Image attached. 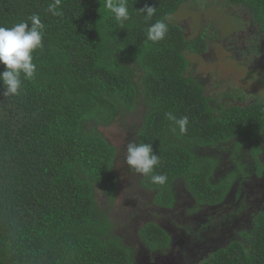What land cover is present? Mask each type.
I'll use <instances>...</instances> for the list:
<instances>
[{
	"label": "trees",
	"instance_id": "trees-1",
	"mask_svg": "<svg viewBox=\"0 0 264 264\" xmlns=\"http://www.w3.org/2000/svg\"><path fill=\"white\" fill-rule=\"evenodd\" d=\"M186 1L126 0L130 19L121 26L106 0H61L59 16L48 11L55 0H0V26L30 24L34 14L44 24V47L32 53L35 79L22 75L21 94L7 97L0 81V264H136L95 189L112 203L118 184L116 148L97 126L139 103L135 142L150 143L160 158L141 179L143 188H156L154 200L171 207L173 186H180L203 208L198 226H181L173 239L157 223H144L138 237L148 252L175 242L196 253L204 247L197 264H264V196L250 203L247 225L233 237L230 222L237 215L241 221L244 196L216 218L219 232L208 215L232 202L252 175L263 174L257 141L264 100L238 105L225 100L229 91L221 98L205 92L187 59L204 49L202 35L187 40L170 20ZM225 1L243 5L264 38V0ZM146 4L156 7L151 19L140 11ZM158 20L168 32L151 41L147 30ZM243 96L236 89L231 100ZM166 113L186 116V131ZM218 171L229 174L212 177ZM154 174L166 175V182L153 183ZM185 262L196 264H178Z\"/></svg>",
	"mask_w": 264,
	"mask_h": 264
},
{
	"label": "rangeland",
	"instance_id": "rangeland-1",
	"mask_svg": "<svg viewBox=\"0 0 264 264\" xmlns=\"http://www.w3.org/2000/svg\"><path fill=\"white\" fill-rule=\"evenodd\" d=\"M170 20L181 28L187 40L202 35L204 49L198 53H188L187 59L192 74H199L204 80L203 85L207 94L221 98L220 92L229 91L234 94L237 89L244 94L238 104L264 99V38L252 21L250 12L243 5L228 3L225 0H188L178 7ZM225 100L230 103L236 102L237 99L231 100L229 97ZM139 104L133 111L115 117L110 124L97 126L116 148L113 168L118 175V184L112 203L107 202L98 188L95 189V199L107 212L110 222L114 223L112 232L120 236L121 241L132 249L136 264H178L183 259H189L197 264L205 251L204 247L199 246L203 250L196 253L193 249L188 250L187 247L183 248L175 242H170L167 249L149 253L138 237V228L148 221H153L172 238L181 232L180 228L184 225L193 228L198 226L196 222L200 219L197 215L203 209L186 198H181L187 196V192L180 186H177L180 191L179 201L173 191L174 203L167 207L154 200L155 196L152 197L154 190L144 191L141 182L136 183L138 178L144 179L145 175L130 170L125 158L127 145L135 142L136 126L141 120L142 106ZM134 111L138 113L135 114ZM259 138L261 139L257 143L261 150L257 157L264 168V135L261 134ZM220 154L225 155L224 152ZM219 174L220 179L227 176L229 171H218L212 177ZM235 184L234 182L233 187ZM238 193L232 202L222 208L217 207L208 214L213 219L216 231L219 232L222 223L217 225L216 218L231 210L238 202L239 196H244L245 206L241 221L237 222V215V219L230 222L233 231L228 229L230 232L228 235L232 237L235 235V229L247 225V217H250L249 211L252 207L250 203L254 202L256 197L264 196V169L262 175H252L248 181L240 185ZM180 248L183 249L182 253L179 252Z\"/></svg>",
	"mask_w": 264,
	"mask_h": 264
},
{
	"label": "clouds",
	"instance_id": "clouds-1",
	"mask_svg": "<svg viewBox=\"0 0 264 264\" xmlns=\"http://www.w3.org/2000/svg\"><path fill=\"white\" fill-rule=\"evenodd\" d=\"M60 3L61 0H55V4L49 5L48 11L53 15H62L61 11H57ZM106 8L114 14L116 21L121 26H123L125 21L130 19L126 0H106ZM140 11L146 15L147 19H151L155 15L156 7L146 4ZM29 20L31 21L30 24L28 21H24L12 27L0 26V64L4 66V70L0 71V81H2L5 89L3 92L5 97L21 94L22 75L24 79L29 81L34 80L36 76L37 65L33 62L32 53L44 47V24L40 17L35 14ZM167 32V23L158 20L148 27L147 38L151 41H160L165 38ZM229 94V97L233 95L230 92ZM238 101L239 99L232 103L238 104ZM225 105H228L227 102ZM166 116L169 120L175 121L179 125L181 132L186 131L188 124L186 116L180 119H177L172 113H166ZM260 133L264 135V126H262ZM125 162L130 170L146 176L153 173L154 168L160 163V158L153 151L150 143L137 144L130 142L127 145ZM151 179L153 183L164 184L167 177L163 174H154L151 176ZM173 190L175 193H178L177 186H173Z\"/></svg>",
	"mask_w": 264,
	"mask_h": 264
},
{
	"label": "flooded vegetation",
	"instance_id": "flooded-vegetation-1",
	"mask_svg": "<svg viewBox=\"0 0 264 264\" xmlns=\"http://www.w3.org/2000/svg\"><path fill=\"white\" fill-rule=\"evenodd\" d=\"M142 179V178H141ZM139 182H141V180L138 178L137 180H136V183L138 184ZM128 185L130 186V184H129V182H128ZM142 189H144V191H146V189L145 188H142ZM147 190H154V192H153V194H152V197L155 195V193H156V188H148ZM178 192H180V191H178ZM176 194H178V193H176ZM178 196H179V194H178ZM187 196H189V194L187 193ZM186 196V197H187ZM183 199H185V197L183 198ZM184 201H182V203H183Z\"/></svg>",
	"mask_w": 264,
	"mask_h": 264
}]
</instances>
